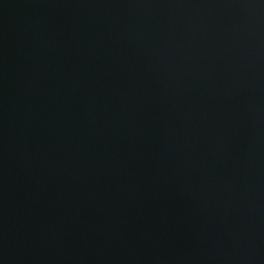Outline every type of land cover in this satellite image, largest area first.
I'll use <instances>...</instances> for the list:
<instances>
[{
	"label": "water",
	"instance_id": "1",
	"mask_svg": "<svg viewBox=\"0 0 264 264\" xmlns=\"http://www.w3.org/2000/svg\"><path fill=\"white\" fill-rule=\"evenodd\" d=\"M0 264H264V0H0Z\"/></svg>",
	"mask_w": 264,
	"mask_h": 264
}]
</instances>
